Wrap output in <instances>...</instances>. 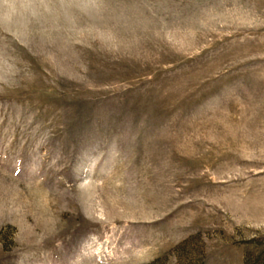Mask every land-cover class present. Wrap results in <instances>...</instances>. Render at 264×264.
<instances>
[{
  "label": "rangeland",
  "instance_id": "374dc122",
  "mask_svg": "<svg viewBox=\"0 0 264 264\" xmlns=\"http://www.w3.org/2000/svg\"><path fill=\"white\" fill-rule=\"evenodd\" d=\"M50 7L0 29V264H264V0Z\"/></svg>",
  "mask_w": 264,
  "mask_h": 264
},
{
  "label": "clouds",
  "instance_id": "9594fccd",
  "mask_svg": "<svg viewBox=\"0 0 264 264\" xmlns=\"http://www.w3.org/2000/svg\"><path fill=\"white\" fill-rule=\"evenodd\" d=\"M52 0H0V29L15 26L30 16L36 15L41 9L51 11ZM58 9L63 13L69 25L74 26L78 16L99 14L104 7L105 0H55ZM101 38L105 39L104 34ZM5 62L15 63L4 53L0 52V67ZM19 73L8 75L0 73V90L15 88Z\"/></svg>",
  "mask_w": 264,
  "mask_h": 264
}]
</instances>
